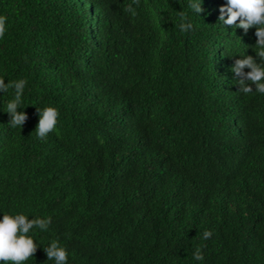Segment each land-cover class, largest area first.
I'll return each instance as SVG.
<instances>
[{"label": "trees", "instance_id": "trees-1", "mask_svg": "<svg viewBox=\"0 0 264 264\" xmlns=\"http://www.w3.org/2000/svg\"><path fill=\"white\" fill-rule=\"evenodd\" d=\"M225 2L0 0V79L27 81L21 129L0 93V212L51 218L25 264H54L52 240L68 264H264V94L230 71L257 38Z\"/></svg>", "mask_w": 264, "mask_h": 264}, {"label": "clouds", "instance_id": "clouds-1", "mask_svg": "<svg viewBox=\"0 0 264 264\" xmlns=\"http://www.w3.org/2000/svg\"><path fill=\"white\" fill-rule=\"evenodd\" d=\"M139 0H132L127 11L135 14L133 4L138 5ZM203 0H189L187 5L191 13L198 15L204 11L202 8ZM179 30L188 32L193 29V23L187 12L180 10ZM218 21L220 25H230L242 29L245 33L250 28L255 27V36L257 47L256 57L250 55H239L235 59L230 71L239 79L235 80L238 84V91L244 94L258 92L264 94V0H226L219 7ZM238 21V23H237ZM6 31V18L0 16V38ZM249 71L245 72V69ZM27 81L19 79L11 84L5 83L0 79V93L7 91L9 87L13 89V98L6 103V110L10 116L8 121L12 128H22L27 120V114L24 111H18L22 103V97ZM252 85L255 86L253 90ZM38 123L35 132L38 139H46L49 133L56 129L58 120V110L53 106L38 109ZM2 213V212H0ZM25 214H4L0 215V264H25L29 258L33 257L37 248L40 247L33 239L30 232L38 229L41 232L48 230L51 218L31 217ZM212 235L209 231L203 232V238L208 239ZM47 260L54 261V264H68L69 253L67 249L60 244L58 240H52L43 248ZM196 261H202L203 255L199 249L193 254Z\"/></svg>", "mask_w": 264, "mask_h": 264}]
</instances>
